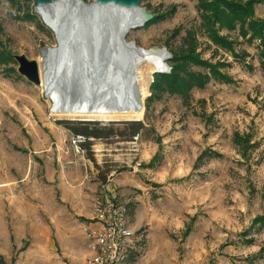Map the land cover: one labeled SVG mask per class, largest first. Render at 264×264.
<instances>
[{
  "label": "rangeland",
  "instance_id": "374dc122",
  "mask_svg": "<svg viewBox=\"0 0 264 264\" xmlns=\"http://www.w3.org/2000/svg\"><path fill=\"white\" fill-rule=\"evenodd\" d=\"M198 6V0H143L140 7L155 19L129 30L125 43L146 51L166 48L172 58L193 46L200 59L221 63L219 71L230 83L212 78L203 88L193 87L188 97L153 92L155 76L149 77L150 66L144 64L140 71L148 89L143 116L133 122L55 114V103L42 81L38 86L21 75L16 56L37 62L41 80L47 70L52 86L48 90L65 88L73 102L90 100L93 106L90 93L102 89L95 98L103 101L107 94L114 105L127 98L128 90L122 77L119 84L107 85V74L105 79L99 73L92 76L93 56L87 58L85 51L73 67L66 50L49 52L42 68L43 45L59 48L56 33L37 14L34 0H0V229L11 230V208L26 199V187L49 185L47 167L53 176L61 174L63 185L73 182L68 189L76 191L87 173L91 188L98 179L105 184L108 174H128L134 166L137 183L125 178L128 191L117 186L112 193L100 186L93 191L98 200L93 210L115 194L134 224L136 205L141 206L139 227H133L138 257L148 254L152 264H264V226L257 223L264 217V49L258 41L249 43L238 30L219 33L233 43L235 55L216 46L205 32ZM256 8L257 19H264V3ZM69 12L60 15L64 25ZM77 41L76 37L71 44ZM119 51L121 57L131 53ZM169 60L163 74L172 71ZM188 70L207 72L192 66ZM76 136L87 140L84 159L69 143L68 148L63 146L65 138ZM60 145L57 162L60 155L55 150ZM113 148H126L134 160L115 165L105 156L99 166L95 155H122L104 151ZM96 171L99 175L93 176ZM137 197L140 201H135ZM149 232L154 234L151 245ZM5 243L0 239V248Z\"/></svg>",
  "mask_w": 264,
  "mask_h": 264
},
{
  "label": "crops",
  "instance_id": "0c3cea01",
  "mask_svg": "<svg viewBox=\"0 0 264 264\" xmlns=\"http://www.w3.org/2000/svg\"><path fill=\"white\" fill-rule=\"evenodd\" d=\"M62 143L64 147L68 148L70 140L68 141L65 138ZM61 146L55 150L60 155L57 162L61 161L60 150L63 147ZM104 151L122 153V155H112V153L105 155L103 152L98 157L95 155L99 166H101V161L105 156L111 157L109 163H114L115 165L122 161L129 164L134 160L130 158V154H127L128 150L126 148L104 149ZM79 157L85 158L84 155ZM48 166L50 167V165ZM131 168L133 170L129 171L128 174L119 173L116 175L117 172H112L107 175L105 184L98 179L99 183L91 186V188L89 187L90 173H87L80 180L79 185L82 188L73 191L68 189L73 186V182L66 186L65 184L63 185L61 174L53 176V172L47 167L46 176L49 185L44 184L34 186V188L33 186L26 187L24 189L26 191V199L17 201L13 204V210L11 208L13 213V216H11V230L7 226L4 229H0V239L6 242V247L4 249L3 247L0 248V256L3 263L86 264L87 259L90 257L88 234L91 230L96 229L93 206L98 200H96L97 198L93 191L98 190L100 186L109 193L114 192L111 188L118 189L117 186L122 187L120 191H128L127 188L129 186L126 184L128 181L123 180L127 178L137 183L136 179L139 176L137 175L138 167L131 166ZM62 173H65L64 169ZM49 174H52V179ZM94 175H99V172L96 171L95 174L93 173ZM129 184L130 187L135 185ZM50 189L52 190L49 193ZM144 190L149 191L145 187ZM112 196L115 197V194ZM139 199L137 197L135 201H140ZM125 201L128 203V200ZM136 207V213L133 217L134 224L130 223L128 217V224L133 233V227L138 224L139 213L142 209L140 205H136ZM19 208L22 210L20 214L17 213ZM136 227H139V225ZM153 236V232H149L148 239L150 241L148 245H151ZM164 241L166 242V240ZM135 245L134 242L127 264H152L147 259L148 254L145 257L144 254L138 257L137 253L139 250Z\"/></svg>",
  "mask_w": 264,
  "mask_h": 264
},
{
  "label": "water",
  "instance_id": "95a60500",
  "mask_svg": "<svg viewBox=\"0 0 264 264\" xmlns=\"http://www.w3.org/2000/svg\"><path fill=\"white\" fill-rule=\"evenodd\" d=\"M34 1L37 5V8L55 4H65L66 7L68 6L67 4H70V6L72 7L74 6V9H70L69 14H67L69 21L67 20V23L65 25L63 24L64 26H62V37H58L59 48L57 50H52L43 45V52L48 50V52L57 54L61 50H66L69 60H73L75 63H78L80 57L82 56L81 54L85 51V53H87V58L88 56H93L91 60L93 69L91 75L94 76L99 73L100 78L105 79V76L107 74V85L109 84V82H115L116 85L119 84V80L121 79V77H123V73L121 71L130 69V57L133 55V53H127L126 56L125 54H122L121 57V53L119 50L127 49V51L131 52V49L135 47L134 43H125L126 34L129 28H132V26H129L127 28V31H124L123 34L120 35V39L118 40V42H115L113 39V32H115L117 25L119 24L120 26L123 21H125L122 13L125 14L129 12V16L131 15L139 19L141 23V25H138L139 27H143L147 23L154 20V16L152 14H149L146 9L140 7L143 0H96L90 4H86L83 0ZM66 11L64 12V14H66ZM74 14H78V16H75ZM114 14H116L117 16H122L117 24L115 23V21H113L115 17ZM76 37L78 38L79 42L77 41V44L72 45L71 42H74V38ZM135 51L139 53V55H144L146 54V52L149 53L152 51H158L163 53V55L165 56V60H169L172 58L166 48L159 49L157 47H154L148 51L136 48ZM121 58L124 60H121ZM15 60L19 64V73L21 75L25 76L30 82L38 86L41 85L40 70L37 62L28 61L23 56H16ZM102 71L104 72V74L100 75ZM44 73L45 75H47V70L46 72L44 70ZM74 74L75 70L71 69L69 75H72L73 77ZM100 91L103 90H94V94ZM116 91L122 92V90L119 89L118 86L116 87ZM141 106L142 105L140 102L137 108L140 109Z\"/></svg>",
  "mask_w": 264,
  "mask_h": 264
},
{
  "label": "trees",
  "instance_id": "16d2710c",
  "mask_svg": "<svg viewBox=\"0 0 264 264\" xmlns=\"http://www.w3.org/2000/svg\"><path fill=\"white\" fill-rule=\"evenodd\" d=\"M198 3L205 32L216 46L235 55L233 43L227 36H221L219 33L220 30L229 32L238 30L241 37L247 39L249 43L258 41L264 49V19L256 17V7L263 4L264 0H198ZM191 35L187 37L193 39ZM262 59L264 63V51H262ZM169 63L173 65L171 73L154 74L155 81L151 86L153 92L166 91L188 97L193 87L203 88L212 78L228 83L231 81L219 71L223 66L221 63L214 65L200 59L195 54L193 46L186 54L171 58ZM190 66L200 67L207 72L190 71L188 70ZM147 101L149 102L150 98ZM257 223L264 226V217L258 218Z\"/></svg>",
  "mask_w": 264,
  "mask_h": 264
},
{
  "label": "bare ground",
  "instance_id": "6f19581e",
  "mask_svg": "<svg viewBox=\"0 0 264 264\" xmlns=\"http://www.w3.org/2000/svg\"><path fill=\"white\" fill-rule=\"evenodd\" d=\"M62 5V4H55V5H49V6H43L37 8V14L43 18V20L46 22V24L56 33L57 37H62L63 35V19L60 18V15H64V12L66 10L74 9V6H70V4ZM114 20L115 23L120 20L122 16L114 14ZM123 18L125 21L119 26L117 25L115 32H113V39L115 42H118L120 39V35L123 34L124 31H127V28L129 26H132V28H139L138 25H141L140 20L129 16V12L123 14ZM119 26V27H118ZM132 28H129L131 30ZM128 30V32H129ZM127 32V33H128ZM127 35V34H126ZM136 48L131 49V53L133 55L131 58V63L129 67H132L134 72L130 69L122 70L123 73L122 81L124 82L125 90H128V93L126 95L127 98L124 100H120V103L111 105V99L106 94L104 96L103 101L100 99L95 98V94L91 92L90 94L93 96V106L92 103H90V100L87 102L78 101V99H74L73 102L70 95H68V92H64L65 88L62 91H59L58 89H51L54 91L48 90L49 86H51V76L45 75L44 69L43 73L44 76H42V88L46 90L48 93V97L53 100L55 103V107L53 109L54 113L57 115L67 116V117H83L87 119H102V120H112V119H122V120H132L133 122L140 121L143 116V105L142 101L143 98L146 95L147 91V78L142 74L140 71V66L147 64L149 67V77H151L153 74L157 73H165L166 69V60L163 53L158 51H152L144 55H139L137 53ZM48 50L44 52V56H42V64L43 67L47 66L48 61ZM69 61V60H68ZM73 60L69 61V65L71 67L74 66ZM132 64V65H131ZM106 67V65H105ZM142 69V68H141ZM132 71V72H131ZM46 72V70H45ZM103 72V71H102ZM104 74V72L102 73ZM144 73V72H143ZM145 74V73H144ZM72 77V75H70ZM104 76V75H103ZM53 82V81H52ZM57 84V83H56ZM87 85V84H86ZM102 87L101 82H99V87ZM52 87V86H51ZM100 87V88H101ZM104 88V87H103ZM69 89V88H68ZM124 89V88H123ZM102 90V89H101ZM106 90H109L107 88ZM94 94V95H93ZM72 99V100H71ZM97 99V100H96ZM141 102V108H137L139 103Z\"/></svg>",
  "mask_w": 264,
  "mask_h": 264
},
{
  "label": "built area",
  "instance_id": "2783aa9c",
  "mask_svg": "<svg viewBox=\"0 0 264 264\" xmlns=\"http://www.w3.org/2000/svg\"><path fill=\"white\" fill-rule=\"evenodd\" d=\"M86 139L72 137L70 144L77 154L84 155ZM96 229L88 234L90 257L86 264H127L134 245V233L128 224L126 207L111 197L95 205Z\"/></svg>",
  "mask_w": 264,
  "mask_h": 264
}]
</instances>
